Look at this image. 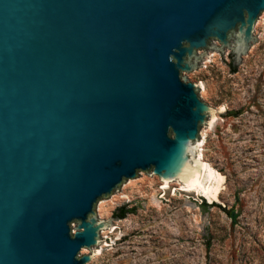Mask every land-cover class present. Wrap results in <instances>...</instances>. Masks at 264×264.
<instances>
[{
    "label": "water",
    "instance_id": "obj_1",
    "mask_svg": "<svg viewBox=\"0 0 264 264\" xmlns=\"http://www.w3.org/2000/svg\"><path fill=\"white\" fill-rule=\"evenodd\" d=\"M263 15L264 0H0V264H94L116 228L105 199L142 172L204 177L219 115L185 72L215 43H236L240 69Z\"/></svg>",
    "mask_w": 264,
    "mask_h": 264
},
{
    "label": "rangeland",
    "instance_id": "obj_2",
    "mask_svg": "<svg viewBox=\"0 0 264 264\" xmlns=\"http://www.w3.org/2000/svg\"><path fill=\"white\" fill-rule=\"evenodd\" d=\"M255 31L263 41L240 69L236 43L227 52L215 43V56L201 53L205 63L185 72L219 115L197 147L207 193L164 188L158 175L142 172L101 203L98 219L116 228L102 232V249L89 261L264 264V15ZM118 206L133 210L117 218Z\"/></svg>",
    "mask_w": 264,
    "mask_h": 264
},
{
    "label": "bare ground",
    "instance_id": "obj_3",
    "mask_svg": "<svg viewBox=\"0 0 264 264\" xmlns=\"http://www.w3.org/2000/svg\"><path fill=\"white\" fill-rule=\"evenodd\" d=\"M212 122V121H211ZM210 122V123H211ZM199 157H200V160H201V164H202V167H203V171H204V175H205V171H206V163L205 161L203 160L201 154L199 153ZM163 182V181H162ZM181 186V189L184 190V191H194L196 194H205L207 193L208 191V185L207 183L204 181V177H202L198 182H196L192 187L188 188L186 187L185 185H183L182 183L179 184ZM162 187H166V185L164 184L163 182V185Z\"/></svg>",
    "mask_w": 264,
    "mask_h": 264
},
{
    "label": "trees",
    "instance_id": "obj_4",
    "mask_svg": "<svg viewBox=\"0 0 264 264\" xmlns=\"http://www.w3.org/2000/svg\"><path fill=\"white\" fill-rule=\"evenodd\" d=\"M236 67L234 66L232 68V71H235ZM206 206H208L209 204H206ZM133 209L132 208H126L125 206H118L116 207L113 212H112V216L117 217V218H122L124 217L128 212H131ZM230 216L232 218H235V214L233 211H230Z\"/></svg>",
    "mask_w": 264,
    "mask_h": 264
}]
</instances>
